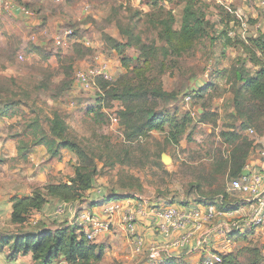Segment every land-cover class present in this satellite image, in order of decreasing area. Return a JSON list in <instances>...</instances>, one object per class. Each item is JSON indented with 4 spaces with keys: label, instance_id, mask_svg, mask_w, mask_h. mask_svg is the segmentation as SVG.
<instances>
[{
    "label": "rangeland",
    "instance_id": "374dc122",
    "mask_svg": "<svg viewBox=\"0 0 264 264\" xmlns=\"http://www.w3.org/2000/svg\"><path fill=\"white\" fill-rule=\"evenodd\" d=\"M187 1L154 6L147 0H13L33 15L0 13V80H15L10 88L24 90L27 96L0 116L2 235L17 229L7 216V202L18 189L25 192L44 185L34 179L42 165L54 161L57 166L47 168L46 173L50 182H59L73 175L80 162L77 154L67 149H60L53 157L43 143L32 145L41 131L51 138L47 120L54 111L63 117L70 135L94 157L97 174L92 188L102 191L104 204L140 198L157 207L210 205L212 200L206 197L223 189L228 191L231 180L227 166H221L232 148L224 133L235 131L252 141L247 161L260 157L264 149L258 140L264 135L263 109L260 105L251 108L261 133L243 129L231 105L234 89L229 80H233L234 69L240 63L250 75L258 69L241 43L250 45L251 38L264 35V0H192L195 16L201 20L200 34L189 50L163 55L160 19L171 13L173 28L179 29ZM225 32L230 37L227 43ZM104 35L122 43L133 41L135 36L140 38L145 54H154L146 79H132V73L122 65L123 55L134 65L140 55L138 48L127 44L121 56L104 42ZM96 56L110 64L112 79L95 81L86 91L74 83V73L88 69ZM205 84L199 94H189ZM128 87L132 88L133 100L115 96ZM127 104L135 111L149 108L178 120L190 118L191 124L177 143L171 142L167 126L163 131L151 130L130 138L121 116ZM202 111L205 120L201 119ZM114 116L118 117L116 122ZM21 144L28 148L26 157L18 151ZM34 146L36 151L30 158ZM162 155L170 160L164 163ZM229 192L243 201L239 194ZM34 213L30 222L35 219ZM225 220L215 218L207 226ZM71 222L76 224L75 217ZM62 223L52 221L53 225ZM118 228L112 230L115 238L99 243L104 245L102 264H130L125 255L132 243L125 230ZM260 228L245 229L247 236L243 238L223 228V252L237 253L249 244L260 247L264 254V228Z\"/></svg>",
    "mask_w": 264,
    "mask_h": 264
},
{
    "label": "trees",
    "instance_id": "16d2710c",
    "mask_svg": "<svg viewBox=\"0 0 264 264\" xmlns=\"http://www.w3.org/2000/svg\"><path fill=\"white\" fill-rule=\"evenodd\" d=\"M147 1L157 6L160 3H170L176 0ZM191 1L188 0L183 8L179 29L173 28L174 18L171 13H167L165 17L160 19V24L163 28L161 33L163 55L169 52L178 54L189 50L200 34L202 30L201 20L195 16ZM128 35L131 36L132 34ZM223 37L226 43L229 42L230 37L227 36L226 32ZM133 39V41L122 43L109 35H104V42L121 56L127 44L138 48L140 55L133 66L131 60L124 57V55L121 61L127 72L132 73V79L144 80L146 79V73L153 66L152 56L154 54L150 55V52L145 54V45L140 38L135 36ZM250 42V45L241 43V47L249 61L257 66L258 69L254 75L246 72L243 63L238 64L237 68L234 69L233 80H229L234 89L231 105L234 115H237L242 120L240 126L245 130L252 128L258 135L261 133L262 127L253 117L251 108L260 105L264 112V35L260 34L253 37ZM100 79L102 78H97L96 82ZM12 81L13 83L15 82L11 78L0 80V116L7 114L12 107L22 101L23 97L27 98L26 91L18 90L17 92L10 88ZM205 88L206 84L197 89H192L189 94L195 96ZM154 93L160 94L156 91ZM131 94L132 88L128 87L123 90V94L115 96L119 99H124V101L133 100V96H130ZM164 95L165 93L162 96ZM204 115L205 113L202 111L200 114L202 120H205ZM121 116L124 119V131L127 137H140L151 130L163 131L167 126L169 129L168 136L173 143L178 142L188 125L191 124L190 118L183 117V119L178 120L174 115L157 113L149 108L135 111L129 104H127V109L121 113ZM29 126H33V122ZM47 128L51 138H46V134L41 131L38 134V139L32 145L43 143L49 156L53 157L58 155L60 149H67L75 152L80 162L74 168L73 175L69 176L67 180L59 182L48 181L41 187H34L28 195H14L10 198L9 221L17 229L11 231V233L8 231L4 235L0 233V251L5 253L7 259L11 261L15 260L19 255L30 254L33 264H52L60 260L63 264H102L104 245L87 240L84 233L78 231L76 224L70 226L64 222L55 225V227H47L44 223H39V220L35 225L29 221L31 213L40 211L50 198L64 203L81 201L85 192L93 187V179L97 174L94 157L70 135L68 127L59 112L54 111L52 117L48 118ZM223 137L230 147L232 145V148L228 149L229 155L227 158L222 159L221 166H227L229 179L238 178L247 163L252 141H248L244 136L235 133V131L224 133ZM18 151L22 156L26 157L28 148L21 144L18 147ZM206 198L212 200L209 204L223 211L236 210L243 202L225 189ZM99 200L104 201L105 199ZM25 225H28V228ZM237 236V238H243L247 234L237 233ZM241 255H243L242 260L239 258ZM220 256L221 261L218 264H264L263 251L256 245H245L237 253L221 252ZM203 260L201 264H203ZM143 264L186 263L181 257L171 255L166 258H160L154 263L145 261Z\"/></svg>",
    "mask_w": 264,
    "mask_h": 264
},
{
    "label": "built area",
    "instance_id": "2783aa9c",
    "mask_svg": "<svg viewBox=\"0 0 264 264\" xmlns=\"http://www.w3.org/2000/svg\"><path fill=\"white\" fill-rule=\"evenodd\" d=\"M15 12L26 17L33 15L27 7L17 5L13 0H0V13ZM242 26L246 27V24L242 23ZM57 43H60L59 38H57ZM97 78L106 81L112 79L110 64L100 56L94 58V64L88 69H78L74 73V83L86 91L92 89ZM112 120L116 122L117 117H112ZM248 132L253 133V130L248 129ZM259 155L264 158V149L260 151ZM244 170L248 171V174H241L240 177L231 179L228 188V191H233L243 198L242 203L250 201L253 204L244 219L235 216V210L223 211L212 204L183 208L157 207L138 198L133 206H125L118 201H107L103 206L102 216L85 209L76 218L78 231H82L87 240L94 242L103 232L110 230L113 216L121 213L120 224L130 238L134 251H146V261L154 263L160 259L158 258L160 249L163 247L170 249L187 247L194 234L202 231L205 225L215 218H227L225 221H220L221 224L217 229V233L223 237H226L223 228L230 229L227 232L232 235V232L243 234L245 229L249 230L254 226L264 227V164L260 169L254 170H250L246 164ZM96 193L99 195V199L103 198L101 190H96ZM67 208L65 204H61L57 206L56 213L63 215ZM38 220L39 218L35 215V219L31 223L35 225ZM141 221H150L157 235L166 238L167 241L163 244L156 241L146 243L144 236L137 231V225ZM181 229H184V232L178 237L170 238L174 231ZM209 231L206 232L211 233ZM220 253V251H209L203 264H218L221 261ZM6 264L20 263L13 260Z\"/></svg>",
    "mask_w": 264,
    "mask_h": 264
},
{
    "label": "crops",
    "instance_id": "0c3cea01",
    "mask_svg": "<svg viewBox=\"0 0 264 264\" xmlns=\"http://www.w3.org/2000/svg\"><path fill=\"white\" fill-rule=\"evenodd\" d=\"M259 142H263L264 146V135L259 137ZM34 149L30 151V158H33V153L36 151V147H33ZM264 164V158L257 157L253 160L247 161V165L250 170L254 169H260L261 166ZM57 165L54 163V161L49 160L47 163L39 168V173L34 178L36 182H39L42 184L47 183L49 180V175L46 173L47 168H55ZM58 168V167H57ZM32 179V178H31ZM31 193V189L27 191H22L21 189H18L15 194L21 196V195H28ZM102 201L99 200V195L96 193L94 188H91L85 192V195L81 201H76L72 203H64L60 202L57 199L50 198L48 203L45 204V206L40 211H35L36 217L39 218V223H44L47 227H55V225L52 224V221L56 220L57 222H66V225H72V219L75 217V220L77 216L84 211L85 209H88L92 213L102 216V208L104 206V203H101ZM118 202H121L125 206H133L135 204V201L131 199L126 200H120ZM65 204L68 208L66 212L62 216H58L55 212V207ZM253 204L250 201H247L246 203L240 204V206L235 210L234 214L235 216L244 219L246 215L249 213L250 209L252 208ZM6 213L9 217L10 215V208H11V202L8 201L6 205ZM53 210V211H52ZM81 210V211H80ZM120 216L121 213H117L113 216L112 223L110 225V230L103 232L99 237L96 239V243H106L108 240H111L115 238V236H111L112 230H118L120 227L122 228V225L120 224ZM220 219V218H219ZM52 224V225H50ZM150 221H141L137 225V231L141 233L144 236V239L146 243H150L153 241L159 242L160 244H163L167 241L166 238L161 237L160 235H156L157 233L153 230L151 226ZM221 222H218L215 226L208 227L205 225L204 229L200 232H196L192 239L190 240V244L181 249H170L163 247L160 249L158 253V258H166L171 255H175L178 257H181L186 264H201L202 259H204L209 251H220L223 252L225 250L224 239H220L221 236L219 233H217V229ZM77 225V224H76ZM264 227L260 228L259 230L263 229ZM210 230L207 233L206 231ZM182 232H184V229L174 231L170 238L178 237ZM249 236V235H248ZM203 242V243H202ZM200 244V246H199ZM131 245V244H130ZM210 247V248H209ZM146 251L144 253H135L133 251V247L131 245V249L128 253H126V258L128 259L127 263L130 264H143L147 260V256L145 255ZM143 256V258L141 257ZM5 253L0 251V264H6L7 262L11 261L8 260ZM15 260H18L20 264H33L31 255H19L16 257ZM52 264H63V262L56 261Z\"/></svg>",
    "mask_w": 264,
    "mask_h": 264
},
{
    "label": "water",
    "instance_id": "95a60500",
    "mask_svg": "<svg viewBox=\"0 0 264 264\" xmlns=\"http://www.w3.org/2000/svg\"><path fill=\"white\" fill-rule=\"evenodd\" d=\"M161 160H162L164 163H167V162L170 160V158H169L168 156H166V155H162ZM242 174H243V175H244V174H248V171L243 170V171H242Z\"/></svg>",
    "mask_w": 264,
    "mask_h": 264
}]
</instances>
